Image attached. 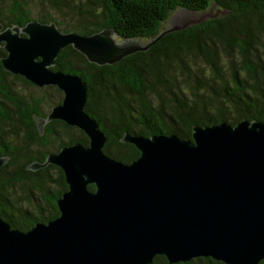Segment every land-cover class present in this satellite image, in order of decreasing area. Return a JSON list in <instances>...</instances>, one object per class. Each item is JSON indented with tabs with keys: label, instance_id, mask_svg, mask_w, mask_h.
<instances>
[{
	"label": "water",
	"instance_id": "95a60500",
	"mask_svg": "<svg viewBox=\"0 0 264 264\" xmlns=\"http://www.w3.org/2000/svg\"><path fill=\"white\" fill-rule=\"evenodd\" d=\"M178 9L166 28L145 42L119 38L112 28L91 35L62 32L54 22L2 27L4 71L37 88L62 92L39 132L52 120L83 132L75 143L33 162L31 171L61 169L67 190L56 200L59 215L27 231L0 218V264H169L211 258L224 264L264 260V123L241 120L192 128L176 135L133 136L139 156L123 163L106 156L105 136L85 111L88 89L77 75L52 70L68 46L97 66L146 52L161 37L227 12ZM8 157H0V170ZM93 185L92 191L87 186Z\"/></svg>",
	"mask_w": 264,
	"mask_h": 264
},
{
	"label": "trees",
	"instance_id": "16d2710c",
	"mask_svg": "<svg viewBox=\"0 0 264 264\" xmlns=\"http://www.w3.org/2000/svg\"><path fill=\"white\" fill-rule=\"evenodd\" d=\"M212 7V14L227 13L169 33L146 52L112 65L91 64L71 46L56 58L52 70L77 75L87 85L84 111L105 136L103 153L130 163L139 152L121 142L125 133L190 140L194 126L264 123V0H0V24L4 29L54 22L62 32L83 35L112 28L119 38L145 42L166 28L174 11L200 14ZM5 55L0 47V157H8L0 170V218L27 231L59 215L56 200L67 190L60 168L28 166L64 146H87L88 138L59 120L45 123L40 133L39 120L60 103L62 92L4 71ZM15 82L37 95L18 92ZM151 264L169 263L156 256ZM176 264L224 263L194 258Z\"/></svg>",
	"mask_w": 264,
	"mask_h": 264
},
{
	"label": "rangeland",
	"instance_id": "374dc122",
	"mask_svg": "<svg viewBox=\"0 0 264 264\" xmlns=\"http://www.w3.org/2000/svg\"><path fill=\"white\" fill-rule=\"evenodd\" d=\"M263 56H264V55H263ZM12 86H13V88L16 89L18 92L24 93V94H26V95H27V94L37 95L36 92H34V91L31 90V89L26 90V91L23 90V91H24V92H23L22 89H20L18 82L13 83ZM44 96H46V97L49 96V95H48V92H45V95H44ZM63 139H64V138H63ZM52 173H55V172H52ZM54 176H55V175H54Z\"/></svg>",
	"mask_w": 264,
	"mask_h": 264
}]
</instances>
